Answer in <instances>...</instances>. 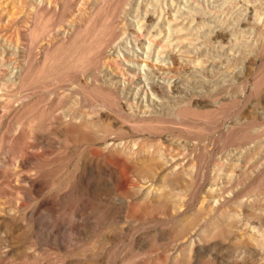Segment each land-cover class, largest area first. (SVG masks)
Masks as SVG:
<instances>
[{"label":"rangeland","instance_id":"obj_1","mask_svg":"<svg viewBox=\"0 0 264 264\" xmlns=\"http://www.w3.org/2000/svg\"><path fill=\"white\" fill-rule=\"evenodd\" d=\"M262 239L264 0H0V264H264Z\"/></svg>","mask_w":264,"mask_h":264},{"label":"bare ground","instance_id":"obj_2","mask_svg":"<svg viewBox=\"0 0 264 264\" xmlns=\"http://www.w3.org/2000/svg\"><path fill=\"white\" fill-rule=\"evenodd\" d=\"M257 1H258V0H257ZM260 1H261V0H260ZM248 3H249V2H248ZM250 3H251V2H250ZM252 3H254V2H252ZM245 5H246V4H245ZM255 7H256V6H255ZM249 8H250V7H249ZM238 9H239V8H238ZM252 9H253V8H252ZM260 15H261V14H260ZM260 17H261V16H260ZM174 18H175V17H174ZM177 19H178V18H177ZM184 21H185V20H184ZM176 22H177V21H176ZM181 22H182V20H181ZM165 23H166V22H165ZM177 23H178V22H177ZM170 24H171V23H170ZM178 24H179V23H178ZM172 25H173V24H172ZM139 28H140V27H139ZM175 28H177V27L175 26ZM166 32H167V31H166ZM167 35H168V34H167ZM175 38H176V37H175ZM180 39H181V37H180ZM171 40H172V38H171ZM177 40H178V38H177ZM182 40H183V39H182ZM166 42H167V40H166ZM169 42H170V41H169ZM175 42H176V41H175ZM177 42H178V41H177ZM177 42H176V43H177ZM106 43H107V42H106ZM110 43H111V42H110ZM110 43H107V45L110 44ZM167 43H168V42H167ZM180 43H182V42H180ZM112 44H113V43H112ZM172 44H173V42H172ZM172 44H171V45H172ZM105 45H106V44H105ZM111 46H112V45H111ZM176 46H177V45H176ZM178 46H179V45H178ZM177 48H178V47H177ZM181 48H182V46H181ZM179 49H180V48H179ZM229 55H230V54H229ZM89 76H90V75H89ZM90 77H91V76H90ZM91 78H92V77H91ZM92 79H94V78H92ZM111 82H112V84H113V80H112ZM109 83H110V82H109ZM175 86H176V85H175ZM153 88H154V90H156V87H155V86H154ZM130 97H131V96H130ZM125 106H126V105H125ZM127 106H129L130 109L133 110V112H134L135 109H136V111H137V109H139V108H134V107H132L131 104H129V103H127ZM129 107H128V108H129ZM132 108H133V109H132ZM130 109H129V110H130ZM140 110H141V108H140ZM138 112H139V111H138ZM140 112H142V113H146L144 110H141ZM76 113H77V112H76ZM71 114H72V113H71ZM77 114H78V113H77ZM82 115H83V114H82ZM89 115H90V114H89ZM142 115H143V114H142ZM88 118H89V117H88ZM88 118H87V119H88ZM75 120H76V119H75ZM89 120H91V119H89ZM72 121H73V120H72ZM88 123H89V122H88ZM97 125H98V124H97ZM89 127H90V126H89ZM95 127H98V126H95ZM134 143H135V142H134ZM183 159H184V158H183ZM174 161H175V160H174ZM174 161H173V160H170L171 163H174V164H173V166H174L173 168H174L175 170H177V169H181V168L183 167V165L181 164V162H176L177 160H176L175 162H174ZM171 170H172V169H171ZM262 240H263V239H262ZM263 241H264V240H263Z\"/></svg>","mask_w":264,"mask_h":264}]
</instances>
